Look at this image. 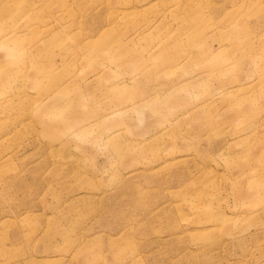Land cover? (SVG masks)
I'll return each mask as SVG.
<instances>
[{
	"label": "rangeland",
	"instance_id": "obj_1",
	"mask_svg": "<svg viewBox=\"0 0 264 264\" xmlns=\"http://www.w3.org/2000/svg\"><path fill=\"white\" fill-rule=\"evenodd\" d=\"M0 264H264V0H0Z\"/></svg>",
	"mask_w": 264,
	"mask_h": 264
}]
</instances>
